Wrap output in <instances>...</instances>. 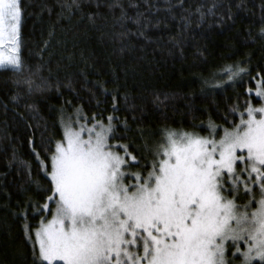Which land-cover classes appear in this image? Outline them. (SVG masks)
Returning <instances> with one entry per match:
<instances>
[{
  "label": "trees",
  "instance_id": "1",
  "mask_svg": "<svg viewBox=\"0 0 264 264\" xmlns=\"http://www.w3.org/2000/svg\"><path fill=\"white\" fill-rule=\"evenodd\" d=\"M21 9L23 70L0 69V264H39L25 228L45 215L41 161L62 138V111L117 117L112 140L146 162L138 145L150 132L233 127L245 102L260 100L248 89L264 76V0H21ZM122 13L143 14L140 25ZM228 66L248 74L221 83Z\"/></svg>",
  "mask_w": 264,
  "mask_h": 264
},
{
  "label": "snow or ice",
  "instance_id": "2",
  "mask_svg": "<svg viewBox=\"0 0 264 264\" xmlns=\"http://www.w3.org/2000/svg\"><path fill=\"white\" fill-rule=\"evenodd\" d=\"M122 16L140 25L143 14ZM21 19V0H0V69L23 70ZM242 73L248 74L222 70L228 81ZM25 83L31 90L32 81ZM255 83L261 105L246 101L239 123L218 140L211 123L206 137L162 130L150 170L127 144L110 143L117 117L106 124L79 113L62 118V138L54 148L47 142L41 161L51 195L37 213L51 219L35 230L34 258L39 264H264V76ZM241 192L249 197L243 205L236 202ZM25 236L32 239L28 226Z\"/></svg>",
  "mask_w": 264,
  "mask_h": 264
},
{
  "label": "rangeland",
  "instance_id": "3",
  "mask_svg": "<svg viewBox=\"0 0 264 264\" xmlns=\"http://www.w3.org/2000/svg\"><path fill=\"white\" fill-rule=\"evenodd\" d=\"M19 56H20V45H19ZM233 69H235V68H238V67H232ZM243 74V73H242ZM241 74V75H242ZM222 76H223V78H224V80H222V82L221 83H230V82H233V81H228V79H227V76L226 75H223V74H221ZM239 77V76H238ZM238 77H236V78H238ZM219 83V82H218ZM253 91H252V93L254 94V92H255V88L254 89H252ZM255 96V95H254ZM258 98V97H257ZM260 99V98H259ZM250 102L252 103V105L253 106H256V107H259L260 105H261V103H262V101L261 100H259L258 102H255V101H253V100H250ZM75 108H77V107H73V108H71L70 110H64V111H62V114L60 115V123H61V119L63 118L64 119V121H68V119L71 117L72 119H75L76 118V115L79 113V114H81V115H83L84 117H88V118H91V117H93V116H95L96 117V119H99V120H102L105 124L107 123V120H105V119H103V118H101V117H98L96 114H94V115H89V114H87L85 111H83V109H81V112L80 111H78L77 109H75ZM244 111V109L241 111V112H243ZM240 112V113H241ZM109 116H113V115H109ZM245 118H246V116H245ZM239 120H240V117H239ZM239 120H238V122L236 123V124H238L239 123ZM81 122H83V121H81ZM91 123H95V120H92L91 121ZM91 123H89V127H91ZM113 123V122H112ZM62 126V125H61ZM232 127H229L228 129H231ZM225 129V128H224ZM219 127H217V134H216V136H215V138L218 140L222 135H223V130H222V132L221 133H219ZM164 131H172V130H164ZM176 132H188V133H195V134H199L200 136H209V133L208 134H200L199 132H193V131H176ZM147 140H148V142H147V145L145 144V142H143V144H140V145H138V146H144V152L145 153H147V155H146V160H144V161H146V162H142L141 161V159H140V157L139 156H137L136 154H135V152H133L132 150H131V148L129 147V151L132 153V155H135V156H137V158H138V160H140V164L141 165H144V164H148L149 165V168L147 169V170H150V165H151V162H152V160H153V158H154V152H155V150H157L161 145H163V143H164V133L162 132V131H160V132H158V134H155V132H150V133H148L147 134ZM110 143H112V144H117V143H119V144H124V143H122V142H118V141H114V140H110ZM128 145V144H127ZM129 146V145H128ZM121 154H123L122 152H121ZM130 171H133V172H137V171H141V172H146V169H144V168H141V167H132V168H130L129 169ZM133 181H131V180H126L125 181V183H132ZM258 191H257V193H256V198L257 199H259V196H258ZM240 195H241V199H238L236 202H237V204H240V205H243V204H245V203H247V201H248V199H249V197H245L244 195H243V193L241 192L240 193ZM229 198H231V197H229ZM252 207H255V203H253V205H252ZM50 208L52 209V210H54V208H55V204H50ZM45 217L47 218V219H51V215L48 213V212H45V215H44V217L42 218V220H44L45 219ZM42 220H40V222H39V224L36 226V227H34L33 228V230L32 231H30L29 233H30V235H31V237H32V241L34 242V244H35V235H34V233H35V230L39 227V225H40V223H41V221ZM35 246H36V248H37V257H38V244H35ZM229 258L231 259V253H229ZM255 262V261H254ZM254 262H253V264H254ZM234 264H240V261L239 260H236L235 262H234Z\"/></svg>",
  "mask_w": 264,
  "mask_h": 264
},
{
  "label": "flooded vegetation",
  "instance_id": "4",
  "mask_svg": "<svg viewBox=\"0 0 264 264\" xmlns=\"http://www.w3.org/2000/svg\"><path fill=\"white\" fill-rule=\"evenodd\" d=\"M258 196H259V194H258Z\"/></svg>",
  "mask_w": 264,
  "mask_h": 264
}]
</instances>
